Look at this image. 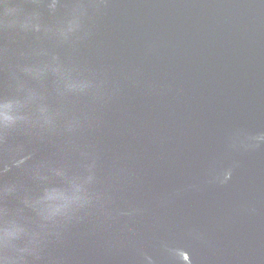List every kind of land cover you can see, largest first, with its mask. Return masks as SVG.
<instances>
[{"label": "water", "instance_id": "1", "mask_svg": "<svg viewBox=\"0 0 264 264\" xmlns=\"http://www.w3.org/2000/svg\"><path fill=\"white\" fill-rule=\"evenodd\" d=\"M0 264H264V0H0Z\"/></svg>", "mask_w": 264, "mask_h": 264}]
</instances>
